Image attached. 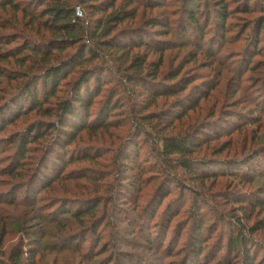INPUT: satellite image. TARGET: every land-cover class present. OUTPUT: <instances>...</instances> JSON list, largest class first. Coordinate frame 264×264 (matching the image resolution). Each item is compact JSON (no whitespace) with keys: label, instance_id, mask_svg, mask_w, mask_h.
<instances>
[{"label":"rangeland","instance_id":"obj_1","mask_svg":"<svg viewBox=\"0 0 264 264\" xmlns=\"http://www.w3.org/2000/svg\"><path fill=\"white\" fill-rule=\"evenodd\" d=\"M190 1L161 0L163 7L158 0L115 1L116 8L134 10L136 15L119 26L120 37L128 38L124 42L132 46L142 39L150 44L151 49H134L135 54L147 58L149 71L162 62L155 87L160 88V82L177 73L192 84L187 92L159 98L151 105L145 87L128 85L124 74H114L92 106L89 129L80 132L70 147L69 156L78 155L76 162L69 161L64 179L46 188L36 200L33 196L38 191L31 192L28 199L20 191L43 168L51 137L30 145L29 158L13 176L20 158L12 138L39 121L48 123L55 118L28 111L0 134V262L13 264L17 252L26 259L33 246L32 234L42 229L37 264H194L187 245L197 222L203 220L206 238L200 264H241L242 258L227 250L231 239L241 232L235 226V218H240L245 229H254L251 234L246 231L250 255L257 264H264V225H259L264 223V208L254 209L241 202L255 199L264 188V6L254 4L253 13L246 14V0H228L234 14L227 21L229 33L225 34L219 29L216 13L209 21V12L214 11L211 0H196V15L206 32L201 38L198 29L187 27L188 11L195 8ZM17 2L20 7L33 3ZM78 11L84 17L83 11ZM29 22L14 8H0V44L4 42L0 50L6 54L0 68L7 75L0 78V119L9 103L19 97L21 85L31 77L40 78L45 71V61L32 66L27 57L28 62L22 65L7 51L15 47V41L44 45L56 38L52 31ZM159 46L164 51H158ZM256 48L263 55H256ZM73 53L68 49L60 58ZM109 66L117 72L113 62ZM78 77L79 73L69 77L70 84ZM195 84L208 91L207 97L195 110L179 117L176 103L190 99ZM71 86L61 89L51 100V108L69 97ZM111 101L119 108L110 125L101 128L102 113ZM142 120H147L144 126L139 125ZM163 137L189 140L187 159L194 167L213 162L201 172L204 182L179 167L170 169L181 157L173 156L170 163L160 157ZM88 153L94 154L93 159L88 160ZM125 156L131 160L125 161ZM245 161L247 167L239 174L228 164ZM175 176L184 189L177 183L169 187L168 180ZM90 201L103 202L97 216L105 210L112 214L110 227H101L96 235L89 218L82 223L62 218L65 208L74 214ZM74 234L86 238L80 252L57 249L63 245L62 239ZM105 247H111L107 254Z\"/></svg>","mask_w":264,"mask_h":264},{"label":"trees","instance_id":"obj_2","mask_svg":"<svg viewBox=\"0 0 264 264\" xmlns=\"http://www.w3.org/2000/svg\"><path fill=\"white\" fill-rule=\"evenodd\" d=\"M17 1L18 0H2V2H0V8L4 9L5 5L14 8L16 12H21L25 19L28 18L31 25L38 24L39 27H43L46 30L52 31L53 34H56V38L48 44L35 45L33 43H23L20 45L18 41H15V47L7 51L11 59L22 65L30 61L32 66H35L36 62L45 61L43 76L40 78L31 77L24 82L21 85L19 97L14 98L12 102L9 103L8 107L3 110L0 119L1 134L6 130L8 125L27 115L28 111H37L39 113H44L43 116L45 117L55 118L54 121L48 123L39 121L31 125L17 138H12V145H18V155L20 158V161L16 162L18 168L16 167L15 171L12 172L13 176L17 174L19 169L24 167L25 161L29 158L31 153L29 149L30 145L39 144L40 141L47 140L49 139L48 137H51V144L48 146L46 152V155L49 154V156L44 157L42 162L44 163L42 165L43 168L39 174L32 178L28 185L24 184L20 191L25 196V199H28V195L31 194V192L38 191V194H34L33 196L36 200L39 195H42L46 188H52L56 182L64 179L65 172L63 171L68 166L69 161L73 163L76 162L75 159L78 158V155L69 156L70 147L80 132L89 129L88 123L93 117L91 114L92 106L97 97L100 96L104 87L113 81L109 78L114 79V74H124L128 81V85L145 87V95H147L148 100L151 101V105H154L159 98H170L187 92L192 82L185 80L177 73L170 75L163 82H160V88L155 87L158 85L156 80L159 77L162 62L152 65L153 71H149L147 58L135 54L134 49H151L150 44L142 39L139 44L132 46L130 42H124L128 38H121L120 36L123 34L117 33L119 26L124 25L128 20L135 19L136 15L134 10L116 8V0H32L33 3L31 6L27 7H20ZM258 1L260 4H257L259 3ZM246 2V6H244L246 14L253 13L255 5L264 6V0H246ZM190 3L195 8L194 10L188 11L189 25L187 27H195L201 32L199 33L200 37L205 38L206 32L196 15L199 3L196 4V0H191ZM211 3L214 11L209 12V21L211 15L214 16L216 13L219 29L225 34L229 33V29L225 26L227 25L228 19L234 14V10L231 8L229 1L211 0ZM158 5L163 7L164 3L158 0ZM79 9L83 11L84 17L79 15ZM263 26L264 22L262 24V27ZM184 31L187 33L186 29ZM258 38L259 37H257V39ZM258 43L261 42L257 40V44ZM161 44L164 47L166 46L165 42H161ZM3 45L4 42L0 44V49H2ZM158 48H160L157 49L160 52L165 49L162 46ZM68 49L74 50V53L68 54V57L60 58ZM255 53L256 55H263L262 52H260V48H256ZM5 55L6 54L0 50V62H5ZM27 57H29L28 61L26 60ZM52 61H54V63H52ZM109 62H113L114 65L117 66L116 73L110 68ZM91 64L94 65L91 69H84L86 65ZM249 70H252V66ZM77 73H79V77L75 81L73 80V84H70L69 77ZM0 78H7V75L1 71V68ZM143 79H145L147 83L143 82ZM65 86L72 87L69 97L58 102L54 108H51L49 105L51 100L57 98L58 93L62 92L61 89ZM192 88L194 91L189 95L190 99H181L176 103V106L180 107L179 111L181 114L179 113V117L186 116L188 110H195L200 102L207 97V90H205V92L201 91L197 84ZM0 91H2V83ZM45 105L49 106L45 108ZM118 108L115 102L111 101V103H107L101 116V128H106L110 125V119L114 117ZM142 121L143 122L139 125L144 126L147 120ZM161 140L164 143V149L159 153L164 161L170 163L172 162L171 159L173 156L179 155L181 157L172 162L170 169L179 167L194 178H198L202 182L205 181L203 177L204 173L201 172L202 170L210 168L213 162L200 163L194 167L192 161L187 159L190 145L189 140L180 137H163ZM92 155L94 154H87L88 160L93 159ZM97 155L99 156V154ZM48 157H54V159L51 160L52 162L48 160ZM124 160H131V156H125ZM228 164L231 167V171L238 174L247 167L246 161L244 163L231 162ZM175 177L176 178L168 180L169 187H172L173 183H177V187L184 189L183 184L176 180L178 179L177 176ZM85 178H87V176H85ZM195 195L199 198L198 193ZM254 197L255 199L249 197L248 200H241V202L250 203L254 209H263L264 188ZM255 201L256 203H254ZM102 203V201H90L87 203V206L79 208L77 213L74 214L71 210L65 208L62 218H73L76 222L80 223L86 218H89L90 221H93L90 222L91 229L93 234L96 235L101 227L106 229V227H110V223L113 221L111 219L112 214H109L107 210L102 212L100 216H97V214H100L99 211H101L100 208ZM161 205L162 204H160V206ZM154 214L155 213L152 212L153 217ZM175 215L176 214H173L171 219H173ZM199 215V213H196L195 216L199 217ZM235 219V226L239 227L241 232L231 239L227 250L229 254L233 253L237 255L238 258H242L241 264H257L256 259L250 255L251 251L248 248V243H250L251 240L247 238L246 235L247 230H250L251 234V232H254V229H245L241 219ZM261 224L264 225V223H259V225ZM204 225L203 220L197 222L191 233L189 245H187L188 249L192 251V256L194 257L192 262L194 264H200V260L204 253L203 244L206 238L203 231ZM18 227L19 225L17 226V224H14V229H18ZM138 231L139 228L137 232ZM40 232L42 233V229L32 234V247L35 248L31 247L28 249L26 259L17 252L13 256V264H37L36 259L39 255L40 236L42 235ZM85 242L86 238L80 236V234H74L72 237L62 239L61 243H63V245L61 247H56L58 250H75L80 252ZM110 245L112 247L115 243ZM111 247H105L104 253L107 254L110 252ZM118 253H122V251ZM126 259H128V257H126ZM114 261L115 257L112 256L111 262ZM0 264L3 263L0 262Z\"/></svg>","mask_w":264,"mask_h":264}]
</instances>
